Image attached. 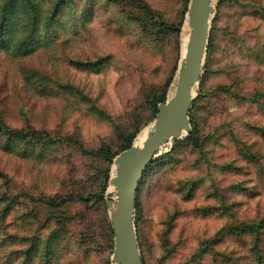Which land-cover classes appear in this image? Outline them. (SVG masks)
<instances>
[{
    "label": "rangeland",
    "instance_id": "obj_1",
    "mask_svg": "<svg viewBox=\"0 0 264 264\" xmlns=\"http://www.w3.org/2000/svg\"><path fill=\"white\" fill-rule=\"evenodd\" d=\"M56 1L33 0L40 38L31 51L18 47L28 18L22 0L0 40V122L42 136L0 131V195L14 202L4 216L0 205V264H22L17 250L44 239L55 216L54 264H112L103 228L115 203L113 164L101 148L118 151L131 132L152 129L151 100L171 74L172 96L188 36L189 0H67L48 26ZM214 2L189 114L200 148L168 142L157 157L169 155L148 169L137 194L146 264H257L252 249L263 230L232 228L264 219V0ZM66 196L57 208L42 202Z\"/></svg>",
    "mask_w": 264,
    "mask_h": 264
},
{
    "label": "water",
    "instance_id": "obj_2",
    "mask_svg": "<svg viewBox=\"0 0 264 264\" xmlns=\"http://www.w3.org/2000/svg\"><path fill=\"white\" fill-rule=\"evenodd\" d=\"M216 5L214 0H189L185 22L188 36L178 62L172 96L157 105L152 129L140 146L132 145L112 160L109 184L115 203L109 211L113 230L112 264H144L134 212L138 185L148 165L168 142L180 141L192 131L190 109L203 74Z\"/></svg>",
    "mask_w": 264,
    "mask_h": 264
},
{
    "label": "trees",
    "instance_id": "obj_3",
    "mask_svg": "<svg viewBox=\"0 0 264 264\" xmlns=\"http://www.w3.org/2000/svg\"><path fill=\"white\" fill-rule=\"evenodd\" d=\"M17 1L18 0H1V4H0V40L4 41V36L7 33V26L9 23H11L12 21V17L16 16V9H17ZM23 3V9H22V13L24 12V14L28 15L27 21L25 23H19V28L21 30V34H20V39H19V45L18 47H23L24 52L27 53L29 51L32 50V47L36 44H38L37 40L40 38L39 37V21H40V12L41 9L38 6L37 3H34L33 0H22ZM67 0H57L53 6V10L52 13L54 15V17L51 19H49V17L47 16L45 18V22L48 26H50V24L54 21H56L55 19H59V17L63 14H65V12L70 8V6H66ZM69 1V0H68ZM73 0H71L72 2ZM140 1V0H137ZM86 18H89V14L88 12H86ZM76 21V20H75ZM174 72V71H173ZM171 76L168 78V80L165 83L164 89L162 91V93H160L159 95L155 96L151 102H152V109H153V113L154 116H156L157 113V105L161 102H164L166 100L165 97V93H166V88L167 86L170 84L171 81ZM201 82V81H200ZM257 95H264V93H258ZM256 95V97H254V99H256L258 96ZM195 101V100H194ZM194 101L192 103H194ZM3 129H5V131L9 134H13L16 137H20V138H29V139H37V138H41V133L39 131L41 130H33V129H27L26 131L23 130H15L14 132L8 128H6V126H3V124L0 122V131H2ZM139 130H135L133 132H131L129 135H127L126 137H124L123 141L124 143L122 144L121 148L118 151H112L110 150L107 146H103L101 148V153L104 156V160L108 163L111 164L113 158L115 157V155H117L119 152H121L124 149L129 148L132 143L133 140L137 134ZM11 138H8L7 143H9V140ZM49 139V138H48ZM65 141L67 142H71V143H77V140L75 138H71V137H66L64 138ZM191 141L192 144L197 147L200 148V141L198 139L197 136V132L195 130V128L192 129L191 133L182 141H174V147H178L181 146L185 141ZM169 155L168 153H165L157 158H155L146 168V170L144 171L143 177L142 179L145 177L146 172L148 171V169L153 166L154 164H156L161 158H163L164 156ZM105 179L109 178L108 175V169L106 170L105 174H104ZM141 179V180H142ZM141 182L138 185V189H137V193H136V199H137V194L139 192L140 186H141ZM72 196H66L64 198L61 199H53V198H47L42 200V202L46 205L49 206L50 208H57L59 206L65 205L67 203H69V199H71ZM80 198H82V196H79ZM29 198L31 200H41L40 198H34L32 196H29ZM2 203H5V207L2 209V213L1 215L4 216L6 209H11L12 208V204L14 202H10L8 201V198L5 194H1L0 195V205ZM135 209H136V202H135ZM53 219V218H52ZM136 222V220L134 219V223ZM104 226L105 228H103V236L105 238V241L108 243V247L110 249V251L112 252L113 249V230H112V225L111 222L109 221L108 217L104 219ZM61 227V219L58 216H55V220H53V228L49 231V234H47V236L44 239H33L30 243L29 246H27V248L21 249V250H17L19 251L18 257H22V264H27L28 262H30L33 258L36 257H40L42 259V263L43 264H54V253H55V243L57 242L55 240V238L58 236L59 234V229ZM255 228H259L263 230V236H264V219L259 220L257 223H253V224H240L239 226H235L232 229H236V230H241V232L247 231L249 232V230H253ZM256 239H259L258 236ZM255 247L252 249L255 250L256 252V262L257 264H264V237H262V239L257 240L254 243ZM16 250H12V252L15 254V252H17ZM141 259L143 261L144 264L145 261L141 255ZM230 262H232V259H230Z\"/></svg>",
    "mask_w": 264,
    "mask_h": 264
},
{
    "label": "bare ground",
    "instance_id": "obj_4",
    "mask_svg": "<svg viewBox=\"0 0 264 264\" xmlns=\"http://www.w3.org/2000/svg\"><path fill=\"white\" fill-rule=\"evenodd\" d=\"M185 25H187L186 22H185ZM187 31H188V26H187ZM186 39H187L186 35L183 34V38H182V53L184 51V46H185V43H186ZM149 131H150V127L149 128H145L141 132H139L137 134L136 138H135L134 145L135 146H140L143 143V141L146 138V135H147V133Z\"/></svg>",
    "mask_w": 264,
    "mask_h": 264
}]
</instances>
